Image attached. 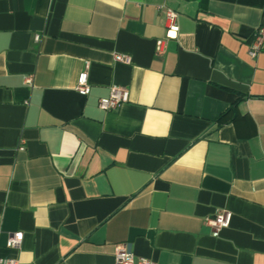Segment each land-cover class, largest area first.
Masks as SVG:
<instances>
[{"label":"crops","instance_id":"obj_1","mask_svg":"<svg viewBox=\"0 0 264 264\" xmlns=\"http://www.w3.org/2000/svg\"><path fill=\"white\" fill-rule=\"evenodd\" d=\"M260 26L264 0H0V258L114 264L127 244L156 264H264ZM113 86L128 101L103 111Z\"/></svg>","mask_w":264,"mask_h":264},{"label":"built area","instance_id":"obj_2","mask_svg":"<svg viewBox=\"0 0 264 264\" xmlns=\"http://www.w3.org/2000/svg\"><path fill=\"white\" fill-rule=\"evenodd\" d=\"M164 16V28L165 37L167 39H175L178 31L177 26V13L168 8H160ZM33 40L38 42L39 36L34 35ZM164 41L158 40L155 45L156 53L162 50ZM264 47V27H258L254 32L253 42L249 48V56L254 58ZM114 62L128 64L129 58L119 54H114ZM87 67L85 70L79 73L76 84L74 87L75 92L86 97L90 93V87L87 79ZM26 83H30V79H25ZM128 101V92L126 89L113 86L110 88L109 93L106 97H102L98 100V108L103 111L115 110L120 105ZM18 150H23V141L20 140ZM231 219V213L228 211L217 212L212 216L206 217L204 222L209 226L213 232H218L221 229L227 228L229 226ZM22 240V235L20 233L12 234L7 242L6 247L9 249L18 248ZM114 264H156L152 260L145 258H135L131 253L129 246L127 244H122L116 246L114 249ZM0 264H17L15 259L11 258H0Z\"/></svg>","mask_w":264,"mask_h":264},{"label":"trees","instance_id":"obj_3","mask_svg":"<svg viewBox=\"0 0 264 264\" xmlns=\"http://www.w3.org/2000/svg\"><path fill=\"white\" fill-rule=\"evenodd\" d=\"M234 108H235V104L231 105L226 111L221 113L216 119L217 124L222 125V124L230 122L232 120V117H230V114L233 112Z\"/></svg>","mask_w":264,"mask_h":264}]
</instances>
